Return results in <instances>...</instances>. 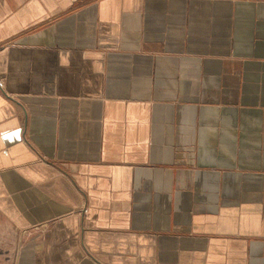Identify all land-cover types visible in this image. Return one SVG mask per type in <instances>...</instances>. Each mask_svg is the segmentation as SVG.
<instances>
[{
	"label": "crops",
	"instance_id": "1",
	"mask_svg": "<svg viewBox=\"0 0 264 264\" xmlns=\"http://www.w3.org/2000/svg\"><path fill=\"white\" fill-rule=\"evenodd\" d=\"M0 84L14 264H264V0H0Z\"/></svg>",
	"mask_w": 264,
	"mask_h": 264
},
{
	"label": "rangeland",
	"instance_id": "2",
	"mask_svg": "<svg viewBox=\"0 0 264 264\" xmlns=\"http://www.w3.org/2000/svg\"><path fill=\"white\" fill-rule=\"evenodd\" d=\"M22 235L0 220V264H14L15 254Z\"/></svg>",
	"mask_w": 264,
	"mask_h": 264
},
{
	"label": "built area",
	"instance_id": "3",
	"mask_svg": "<svg viewBox=\"0 0 264 264\" xmlns=\"http://www.w3.org/2000/svg\"><path fill=\"white\" fill-rule=\"evenodd\" d=\"M0 86H1V84H0ZM85 212H86V209L84 208L83 213H85Z\"/></svg>",
	"mask_w": 264,
	"mask_h": 264
}]
</instances>
